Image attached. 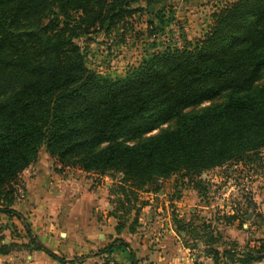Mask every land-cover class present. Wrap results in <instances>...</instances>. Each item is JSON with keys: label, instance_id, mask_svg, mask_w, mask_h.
<instances>
[{"label": "trees", "instance_id": "1", "mask_svg": "<svg viewBox=\"0 0 264 264\" xmlns=\"http://www.w3.org/2000/svg\"><path fill=\"white\" fill-rule=\"evenodd\" d=\"M172 1L0 0V213L22 218L11 209L15 184L43 147L61 168L121 174L136 219L149 205L135 208L138 192L150 184L181 172L199 178L264 149V0L225 6L203 38L153 51L124 77L87 67L81 38L126 22L142 10L135 4L148 10ZM164 13L156 17L161 24ZM150 28L151 35L160 30ZM221 96L219 105L186 112ZM173 120L174 128L145 138ZM116 199L119 232L124 200ZM219 239L212 232L205 241L214 264L264 259V241L239 252ZM115 242L104 253L121 250L138 264L125 241ZM31 244L70 264L37 240Z\"/></svg>", "mask_w": 264, "mask_h": 264}, {"label": "rangeland", "instance_id": "2", "mask_svg": "<svg viewBox=\"0 0 264 264\" xmlns=\"http://www.w3.org/2000/svg\"><path fill=\"white\" fill-rule=\"evenodd\" d=\"M235 1L237 0H174L166 5L153 6V11L147 10L145 2L135 4L133 8H142V10L126 22L109 31H92L80 39L86 55L87 67L114 79L124 77L128 71L137 68L146 55L153 51L162 50L167 45L182 48L186 42L194 43L203 38L213 23V14ZM162 12H165L166 17L163 24L156 19ZM150 23L160 29L155 35L150 33L152 31ZM225 99L226 96H221L193 106L186 112L200 113L223 103ZM175 126L176 120L170 121L147 134L145 138ZM44 152L45 147L40 150L36 163ZM88 174L99 184L109 182L114 185L116 198L124 200L121 210L123 224L130 228L138 226L140 244L149 242L150 246H153L151 240L156 237L154 233L162 234L168 226L169 230L174 228L175 242L188 249L195 264H214L202 259L200 249L197 248L199 243L208 241V235L212 232L221 237L220 243L226 242V248L239 252L258 250L262 245L261 242L264 241V149L250 154L241 161H232L223 167L215 168L199 178H192L181 172L172 175L169 179L150 184L138 192L135 208L145 202L149 203V208L145 213H142L144 208L141 209L137 219L136 210L127 204L122 194L121 174L117 172ZM22 182L24 181L19 177L15 184V201L18 198L23 199L25 195ZM3 200L0 199V205L5 204ZM121 205L117 204L116 199L115 207L119 208ZM148 214L158 216L161 222L159 229L151 231L153 234L149 233L152 226ZM5 226L9 224L2 223L0 230L4 231ZM7 236L9 237V235H0V249L3 251L6 246L11 248L8 251L10 257L3 264H31L28 258L29 251L25 249L27 243H22L20 234L17 231L12 234V239L21 242L15 245H5L3 240ZM149 236L152 238L150 239ZM145 239L147 241L144 242ZM237 258H242V255ZM111 260H114L115 264H120L115 258ZM262 263L264 264V259Z\"/></svg>", "mask_w": 264, "mask_h": 264}, {"label": "crops", "instance_id": "3", "mask_svg": "<svg viewBox=\"0 0 264 264\" xmlns=\"http://www.w3.org/2000/svg\"><path fill=\"white\" fill-rule=\"evenodd\" d=\"M20 178L24 181L25 195L23 199H16L11 209L22 218L0 213V226L9 224L4 231L0 230V235H9L3 240L5 245H15L21 243L12 239V234L17 231L22 243H27L25 249L29 251L31 264H60L45 251L34 248L32 239L70 264H100L107 258H115L120 264H131L126 252L104 253L106 247L119 244L115 242L118 239L129 245L138 264H195L188 249L175 242L174 228L169 230L166 226L162 234L154 233L153 246L149 242H138V226H126L118 232L119 221L112 215L116 199L114 185L109 182L99 184L80 169H62L46 150L39 162L23 171ZM148 208L145 207L142 213ZM147 217L153 227L148 228L149 233L153 234L151 231L161 225L160 219L154 214ZM197 248L202 259L214 263L205 252L208 249L206 242L199 243ZM9 257V254L0 253V264Z\"/></svg>", "mask_w": 264, "mask_h": 264}, {"label": "built area", "instance_id": "4", "mask_svg": "<svg viewBox=\"0 0 264 264\" xmlns=\"http://www.w3.org/2000/svg\"><path fill=\"white\" fill-rule=\"evenodd\" d=\"M100 264H115L114 261H112L111 259L107 258L106 260H104L102 263Z\"/></svg>", "mask_w": 264, "mask_h": 264}, {"label": "water", "instance_id": "5", "mask_svg": "<svg viewBox=\"0 0 264 264\" xmlns=\"http://www.w3.org/2000/svg\"><path fill=\"white\" fill-rule=\"evenodd\" d=\"M153 9H154V8H153V7H151V8H150V11H153Z\"/></svg>", "mask_w": 264, "mask_h": 264}]
</instances>
